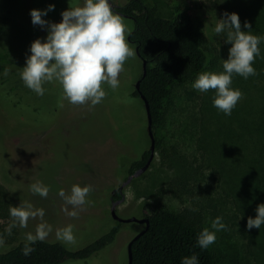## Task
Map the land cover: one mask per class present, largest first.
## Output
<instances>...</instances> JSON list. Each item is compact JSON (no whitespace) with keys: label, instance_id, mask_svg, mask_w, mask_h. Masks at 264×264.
Masks as SVG:
<instances>
[{"label":"rangeland","instance_id":"374dc122","mask_svg":"<svg viewBox=\"0 0 264 264\" xmlns=\"http://www.w3.org/2000/svg\"><path fill=\"white\" fill-rule=\"evenodd\" d=\"M126 1L111 0L117 6ZM142 1L163 17L186 8L195 28L206 40L209 63L201 73L223 71L221 60L227 59L230 45L225 43L226 33L214 32L217 19L223 13V0ZM228 3L234 8L231 1ZM49 4H54L55 10L42 19L59 23L61 12L82 7L84 0H0V21L6 26L0 48L10 54L7 75L4 74L9 82L0 88V183L10 192L16 206L27 203L33 211L42 209L44 212L43 217H29L24 226L18 220L16 240L0 243V253L18 241H28L29 233L35 236L42 223L51 226L46 241L58 242L72 251L93 243L115 224L110 212L112 191L119 190L126 181L130 163L149 150L144 109L130 95L141 74V62L135 49L127 43L133 28L130 19L123 18V22L126 43L134 55L125 60L117 88L102 83L105 96L98 104L69 103L55 81L42 85L45 89L42 96L24 85L19 73L26 55L30 54L29 46L37 38L46 36V31L32 25L29 12L44 10ZM240 22L241 30H246L244 22ZM196 78L175 90L167 116L154 132L155 139L161 141V148L154 151L147 170L122 189V201L119 199L121 202L115 208L121 219H141L142 206L156 202L176 213L189 210L204 215L210 211L214 197L227 189L224 185L226 156L220 174L214 150L223 147L231 152L235 149L228 140L234 127L228 124L230 115L213 106L214 90L200 92L192 87ZM249 78L233 74L231 87L239 89L242 96L231 114L244 106L250 93H255L253 85L245 82H249ZM198 138L205 148L198 145L201 149H197ZM172 151L174 159L168 162L164 155H171ZM231 154L234 156L235 152ZM178 156L187 157L184 160L189 169L184 168V160H177ZM195 170L199 175L189 184L180 186L178 191L172 187L178 178L188 177ZM37 182L48 187L46 197L31 191V185ZM74 185L90 187L83 205L68 204L59 195L61 190L66 196L70 195ZM73 211L76 216L68 214ZM214 219L208 216L204 228L215 231L216 241L210 248L216 264H257L258 261L263 264L248 247L247 232L240 217L228 223L222 218L226 228L220 231L212 227ZM69 225L74 236L71 243L58 236V231ZM142 227L143 224L134 222L122 223L113 245L86 260L64 264H127L126 246Z\"/></svg>","mask_w":264,"mask_h":264},{"label":"trees","instance_id":"16d2710c","mask_svg":"<svg viewBox=\"0 0 264 264\" xmlns=\"http://www.w3.org/2000/svg\"><path fill=\"white\" fill-rule=\"evenodd\" d=\"M229 1L234 8H230ZM186 10L179 8L171 16L163 17L142 0H127L117 8L125 16L122 18L133 22V28L128 34L132 45L128 44L133 49L137 48L139 54L137 56L135 52L141 62L139 90L148 103L153 134L167 116L175 90L196 78L209 63L205 37L195 28ZM223 12L238 14L240 21H247L251 25V34L264 37V0H223ZM5 29L4 22L0 21V39ZM259 48L260 55L255 57L252 64L256 75L250 76L249 82L245 81L248 86L253 85L255 93L253 91L246 100L243 99L246 102L243 101L244 106H240L227 118L229 126L234 127L228 140L234 144L235 149L231 152L223 147L214 150L220 174L226 156L224 185L227 189H222L223 194L214 197L210 211L204 215L189 210L176 213L158 202L145 203L141 210L142 217L147 219L148 224L146 226L144 223L137 230V233H142L132 242L131 264H181L183 257L193 254L198 257L199 264H216L210 246L201 249L196 244V237L204 229L207 217H222L227 223L240 217L245 226L249 217L255 218L254 210L257 205L264 203V40ZM142 62H145L144 75ZM8 64L10 54L0 48V88L4 87L3 83L9 82L4 76ZM12 89L16 91L15 88ZM130 95L144 109L143 101L135 88ZM196 141L197 149L205 148L201 139ZM160 146L161 141L155 139V150L160 149ZM232 152H235L234 156ZM170 153L171 155H164L168 162L174 159V152ZM148 157L149 150H146L141 158L132 161L127 177L140 169ZM185 158L187 157L178 156L177 160L181 159L183 162ZM186 163L187 160H184V168L189 169ZM198 175L199 171L190 172L188 177L178 178L172 187L178 191L180 186L189 184ZM121 197L117 193L114 199L119 200ZM15 206L14 198L0 183V243H12L16 240L18 219L10 214V208ZM121 229L122 223L115 221L108 232L75 251L58 242L39 239L35 242L18 241L6 252L0 253V264H64L68 261L86 260L113 245ZM245 231L248 247L264 264V225L259 230H247L245 227ZM26 247L32 249L28 255H24ZM257 264L261 263L258 261Z\"/></svg>","mask_w":264,"mask_h":264},{"label":"clouds","instance_id":"9594fccd","mask_svg":"<svg viewBox=\"0 0 264 264\" xmlns=\"http://www.w3.org/2000/svg\"><path fill=\"white\" fill-rule=\"evenodd\" d=\"M54 10V4H49L44 10H30L32 25L46 31V36L43 39L37 38L30 44V54L26 55L25 65L19 73L20 78L37 95L44 94L42 85L45 82L55 81L62 89L63 98L69 103L82 105L91 101L93 105L98 104L105 96L102 83H107L113 89L117 88L118 76L123 70L125 60L134 55L126 43L123 18L112 11L109 0H84L82 7L68 8L61 12L59 23L42 19ZM243 28L246 30H241L238 14H221L214 32L226 33L225 43L230 45L227 59L221 60L223 71L199 73L192 84L200 92L214 90L213 106L226 116L231 115L232 109L242 96L239 89L231 87L232 76L236 74L247 79L256 75L252 64L255 57L260 55L259 45L264 40V37L251 34V25L247 21ZM4 74L7 75V70ZM31 191L46 197L49 189L37 182L31 185ZM89 191L88 186L81 188L74 185L70 195L66 196L63 190L59 195L66 203L79 206L86 202L85 197ZM254 211L255 218L249 217L246 221L247 230H259L264 225V203L257 205ZM10 214L22 226L26 225L29 217L44 216L42 209L33 211L32 206L27 203L11 207ZM68 214L77 215L74 211ZM212 227L220 231L226 225L222 223V217H216L212 221ZM50 231L51 226L42 223L37 227L35 236L27 234V240H44ZM58 236L66 242H74L71 225L59 230ZM215 241V231L208 228L202 229L196 237V244L201 249H207ZM31 251V248L26 247L24 255ZM181 264H199V260L193 254L183 257Z\"/></svg>","mask_w":264,"mask_h":264},{"label":"water","instance_id":"95a60500","mask_svg":"<svg viewBox=\"0 0 264 264\" xmlns=\"http://www.w3.org/2000/svg\"><path fill=\"white\" fill-rule=\"evenodd\" d=\"M110 6L112 9H117L119 6L117 5H112L110 3ZM118 15L125 17L121 12H117ZM129 40V37H128ZM135 52L136 55L139 56L137 48H135ZM145 74V62H142V75ZM139 83L140 80L138 79V81L135 84V89L138 91L140 99L143 101V105H144V109H145V113H146V133L149 139V157L146 161V163L137 171H135L132 175H129L126 179V181L124 183H122V185L119 187V190L122 191V189L128 185V183L130 182V180H132L135 177H138L139 175H141L142 173H144L147 168L149 167L153 156H154V151H155V137L152 131V119L150 116V112H149V107H148V103L145 99V97L140 93L139 90ZM122 201V200H121ZM121 201H116L115 203H113L112 207H111V216L112 218L120 223H129V222H138V223H145L146 226L148 224V221L146 218H141V219H136V218H130V219H121V217H119L116 213V205L119 204ZM142 233V231H140L139 233H137L127 244L126 246V250H127V264H131L132 263V253H131V245L132 242Z\"/></svg>","mask_w":264,"mask_h":264},{"label":"flooded vegetation","instance_id":"af4514ba","mask_svg":"<svg viewBox=\"0 0 264 264\" xmlns=\"http://www.w3.org/2000/svg\"><path fill=\"white\" fill-rule=\"evenodd\" d=\"M109 3H111L112 5H114V4L111 2V0H109ZM111 9H112V8H111ZM112 11H113L114 13H116V14H117V12H118L117 9H112ZM121 17H123V16H121ZM128 37H129V36H127V43H129L130 45H132V42L130 41V39L128 40ZM137 81H138V78H137ZM137 81H136V82H137ZM136 82L134 83V88H135V84H136ZM140 158H141V156H140ZM117 193L121 195V191H120V190H113L112 193H111V197H110L111 207H112L113 203H115L116 201H119L118 199H114V196H115ZM112 196H113V198H112ZM120 200H122V197H121ZM129 223H131V222H129ZM134 223H138V222H134ZM138 224H143V223H138Z\"/></svg>","mask_w":264,"mask_h":264}]
</instances>
